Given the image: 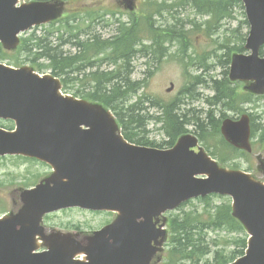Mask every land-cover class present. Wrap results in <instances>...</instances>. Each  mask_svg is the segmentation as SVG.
Returning <instances> with one entry per match:
<instances>
[{"label":"water","instance_id":"obj_1","mask_svg":"<svg viewBox=\"0 0 264 264\" xmlns=\"http://www.w3.org/2000/svg\"><path fill=\"white\" fill-rule=\"evenodd\" d=\"M17 1L0 0V40L9 49L17 47L21 31L60 12L56 3L16 7ZM242 1L250 24L245 48L251 53L233 56L230 78L252 81L246 88L262 94L264 0ZM61 88L60 79L41 76L30 66L0 63V118H12L17 125L14 132L0 128V155L36 157L54 168L50 177L21 193L18 212L0 219V264H148L158 249L152 241L165 235L154 231L153 218L211 192L233 196V215L252 235L247 255L233 264H264V183L220 167L203 150H190L198 143L192 135L182 136L171 149L130 143L102 104L64 95ZM222 132L233 145L252 150L248 115L224 120ZM69 206L119 215L85 244L59 234L44 236L43 215ZM38 235L46 240L47 251L35 252ZM81 252L89 261L75 259Z\"/></svg>","mask_w":264,"mask_h":264},{"label":"trees","instance_id":"obj_2","mask_svg":"<svg viewBox=\"0 0 264 264\" xmlns=\"http://www.w3.org/2000/svg\"><path fill=\"white\" fill-rule=\"evenodd\" d=\"M180 1L189 2L199 13L210 15L217 21L234 18L236 9L240 8L243 10V5L239 0ZM142 2L144 3L145 21L141 19V24L134 22L130 25L121 23L118 27L121 34L114 41L106 40V48H111L114 51H123L126 46L125 40V42L129 43L132 53L137 38L143 41L142 39L146 34L151 35L153 40V42L151 40L152 44H148L146 47V54L149 52L155 53L154 47H157L161 56H163L166 52L165 40L178 39L182 43L184 50L188 48L187 37L182 38L186 36L183 31L186 23L177 16V12L173 7L168 6L165 0L162 2L161 0H142ZM165 14L168 17L172 16V18L165 19L167 23L165 25H157L155 16L164 18ZM242 14L244 16L243 11ZM243 24L248 25L246 19L243 20ZM65 27L68 28L67 31L60 29ZM74 28H77L75 18L72 21H63L58 25L51 23L42 35L38 36L34 33L30 37L24 38L21 50L27 53L25 59L35 64L40 58L46 59L48 61L47 64L41 63L37 65L40 69H51L56 76L76 72L78 58H76L75 53L66 54L62 47L69 41L72 45H76L77 38L74 34ZM65 33L68 35L66 39L63 37ZM236 47L237 50H242V45ZM229 55L230 53L227 54V60L223 61L225 70L220 79L210 78V80H203L198 77L186 88V96L189 99L192 101L204 100L208 104V109L191 106L192 101H187V104H183V100L167 104H159L156 100L151 101L154 107H158V113L157 115H150L147 111L146 115H150L149 118L152 120L163 123V129L169 139L166 144L172 145L181 134L188 130L187 127L189 125L195 126L196 132L204 141L209 137L220 139V123L221 118L225 116L224 108L233 111L242 110L241 104L251 99L249 94L244 95V93L238 92L229 82L227 78V68L230 63ZM122 69L123 66L121 67ZM132 70L133 68L130 65V73H132ZM63 80L65 82L64 89L69 90L68 83L76 79L75 77L71 79L67 77ZM96 81L98 90L91 99L104 103L114 111L123 125L124 135L127 139L139 144H148L149 142L146 141L147 124L143 122L144 118L141 116L142 110L146 108L143 104L140 106L139 103L127 105L129 94L137 92L140 88V82L123 77L122 71L99 73ZM207 85L214 91V95L211 97L197 92V87ZM259 99H264V96L262 98L259 97ZM182 104L186 106L183 108ZM218 107L221 108L218 109ZM262 107L263 111L259 115L252 114L253 145L255 149L264 152V104ZM231 149L234 153L227 155L230 158L239 153L238 150ZM241 154L247 155L244 152H241ZM212 199V196L199 199V201L209 205L203 211H190L184 212L182 215L171 216L169 222L171 232L170 264H184L186 261L200 262L205 259V256L210 255H212L211 260L207 258L204 264H226L244 254L247 246V237L242 225L231 215L229 201L221 200L217 204L215 202L211 204ZM223 229L232 232L234 237L226 238L224 235L223 238L225 239L219 241L217 235L213 236L210 234L220 232ZM231 245H234V247L231 248Z\"/></svg>","mask_w":264,"mask_h":264},{"label":"rangeland","instance_id":"obj_3","mask_svg":"<svg viewBox=\"0 0 264 264\" xmlns=\"http://www.w3.org/2000/svg\"><path fill=\"white\" fill-rule=\"evenodd\" d=\"M163 0H161L162 2ZM168 6H172L177 12V16L182 18L186 23L183 31L186 36L182 37L189 40L188 48L185 50L182 46L177 43V41L167 44L166 52L161 56L159 49L155 47V57L147 58H137L134 61L136 66L135 72L131 75L132 80L139 81L143 80L141 88L136 93L129 94V99L127 105L133 103H139L145 106V110H142L141 116L144 118L143 122L147 124L146 131H150L147 134L146 141L162 143L168 139L165 131L161 127L162 124H156L153 120L149 118L150 115L156 113V108H149L151 104L150 99H158L162 104L169 103L173 100H183V104H187L186 99V87L190 86V83L197 79L198 77L209 80L210 78L220 79L222 77L223 71L225 70L223 61H226L229 57L237 51L236 46H241L244 44L242 37L245 36L249 27L243 24L245 16H243L240 8L236 9L234 13V18L223 19L221 21L214 20L210 15L199 13L192 5L187 1L180 0H165ZM94 3V4H104L109 7H116L114 0H70L68 2V8H74L75 12L82 10L84 3ZM87 3V4H88ZM123 11L124 8L120 7ZM126 19L125 16L121 17ZM172 16H167L165 14L164 18L160 16H155V20H158V25L167 24L165 19H170ZM86 25V24H82ZM109 27H114L110 25ZM97 28V26L95 27ZM74 32L77 31L76 28L73 29ZM237 30V31H236ZM34 28L29 31L31 33ZM37 34L43 32L42 28L35 30ZM112 31L104 30V38L109 39V37H115L121 33H111ZM111 33V34H110ZM108 36V37H107ZM152 36L146 34L144 35V42L150 44ZM153 42V40H152ZM67 48L70 44L65 45ZM114 51L113 49H109ZM0 49V53H1ZM10 55L13 52L8 51ZM26 55V54H25ZM25 58L24 56H20ZM43 60V59H41ZM222 62H221V61ZM23 65L29 64V62L22 59ZM44 62V61H41ZM208 64L209 66H205ZM31 65V64H29ZM125 70V69H124ZM122 70V72L124 71ZM129 72V68H128ZM142 82V81H141ZM174 84L173 89L168 91V88ZM247 83L241 82L237 86V91L242 92ZM236 86V85H235ZM204 96H211L213 91L208 86L200 87L197 89ZM182 104V105H183ZM264 104V99H256L255 102L246 104L244 108L251 111L252 114L259 115ZM186 105H183V108ZM192 106L201 107L208 109V104L204 100L195 101ZM221 107H218L220 109ZM147 111L150 115H146ZM224 111L230 116H236L227 109ZM195 126H190L189 130H194ZM210 145H215L216 142L208 139ZM264 161V153L259 150H255L251 156H242L232 161V163H237L240 169H250L252 173L259 180L264 181V175L262 174L259 163ZM50 172V167L44 165L41 162H35L32 160H26L22 158L15 157H5L0 159V203L5 205V209L10 211L16 208V202L18 197V191L25 183H32L33 181L40 180L44 176L48 175ZM39 178V179H38ZM222 198L215 197L211 200V204L215 202L216 204L220 202ZM223 201H228L226 198ZM209 207L208 204L202 201H196L194 203L188 204L183 207L178 214L182 215L184 212L190 211H203ZM1 214V213H0ZM108 219H110L108 214H96L85 210H70L64 213H57L49 218L48 222L54 230L61 229L60 223L65 224H77L76 227L82 228L79 231L91 230L101 224H104ZM211 235H217L219 241L225 235L227 237H234L232 232L226 229L220 232L210 233ZM231 248L234 245L230 246ZM211 256H205L200 264L205 263L204 261ZM154 264V263H153ZM156 264H163V260H157ZM184 264H199V262L190 263L189 261L184 262Z\"/></svg>","mask_w":264,"mask_h":264},{"label":"flooded vegetation","instance_id":"obj_4","mask_svg":"<svg viewBox=\"0 0 264 264\" xmlns=\"http://www.w3.org/2000/svg\"><path fill=\"white\" fill-rule=\"evenodd\" d=\"M87 7L90 8L89 6ZM98 29L99 28H95L91 26V27H84L78 30V43H77V48H76V55L78 58L77 68L79 69L78 73L81 75V77L84 76L87 79L92 78L94 72L98 68H100V62L103 64L104 67L109 66V65L114 67L117 65L115 62L114 55L105 56L104 50H102L100 53H97V51L93 50V41L91 40H94V39L97 40L99 38ZM115 39L116 38L112 36V37H109L108 40L114 41ZM88 42H92V43L88 44ZM126 46L123 48V50L127 48ZM120 58L121 57H119L118 59L120 60ZM123 61L126 63L127 66L129 65V51L124 53ZM123 77L128 78V68H125V70L123 71Z\"/></svg>","mask_w":264,"mask_h":264},{"label":"bare ground","instance_id":"obj_5","mask_svg":"<svg viewBox=\"0 0 264 264\" xmlns=\"http://www.w3.org/2000/svg\"><path fill=\"white\" fill-rule=\"evenodd\" d=\"M47 43V42H46Z\"/></svg>","mask_w":264,"mask_h":264}]
</instances>
